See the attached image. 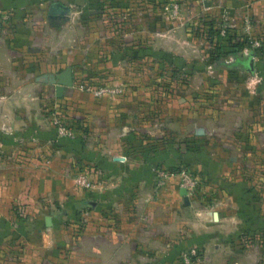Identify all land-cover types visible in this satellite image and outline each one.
<instances>
[{"label":"crops","instance_id":"0c3cea01","mask_svg":"<svg viewBox=\"0 0 264 264\" xmlns=\"http://www.w3.org/2000/svg\"><path fill=\"white\" fill-rule=\"evenodd\" d=\"M52 2L70 9L76 5L82 11L85 4V0H0V264H50L46 245L52 236L44 233L51 230L46 228V215L35 209L24 219L18 218L21 214L16 211H31L29 208L37 199L71 198L78 203L95 201L94 207L81 212L82 216H89L100 207L115 204L111 198L119 193H125V234L83 235L98 244L85 264H109L112 242L122 244L120 248L128 246L127 259L139 260L145 255L175 259L183 248L195 244L203 246V253L212 259L225 257L227 246L238 241L243 230L264 225L256 222V211L260 208L264 212V202L260 206L254 203V189L243 166L257 161L255 140L258 126L264 131V112L257 117L252 105L237 108L232 131L227 128L226 110L209 113L220 125L212 132L203 126L202 133L191 134V149L180 160L171 140L164 141L169 142L165 144L169 153L162 151L161 141L166 137L161 135V129H154L156 123L143 120L135 128L140 133L135 131L133 136L131 129L125 131L123 152L120 140L127 126L125 92L96 96L78 90L73 72V87L65 89L62 102L67 115L78 120L85 133L80 132L73 140L59 137L44 111L47 102L55 98V89L43 76L58 74L67 65L59 55L49 59L42 54L48 49L45 46L49 47V32L67 20L48 21ZM94 12L99 11L91 9L88 13ZM246 54L240 52L236 61L243 64ZM255 60L254 57V65ZM255 77L261 78L257 74ZM69 108H73L72 115L68 114ZM122 156L125 159L118 158ZM184 161L198 173L205 194L201 201L182 193L177 177L169 178L163 188L156 189V171ZM260 162L264 163V158ZM80 164L93 166L102 181L95 180L90 189L76 188L73 176ZM119 179L125 180V189L115 185ZM145 214L151 219L148 230L140 219ZM55 225L52 220V228ZM167 228H176V236ZM64 234L63 230L57 235L63 244ZM147 240L153 242L152 250L143 247ZM59 264H66L65 260Z\"/></svg>","mask_w":264,"mask_h":264},{"label":"rangeland","instance_id":"374dc122","mask_svg":"<svg viewBox=\"0 0 264 264\" xmlns=\"http://www.w3.org/2000/svg\"><path fill=\"white\" fill-rule=\"evenodd\" d=\"M102 3L105 12H94V15L82 14L81 7L73 6L69 19L49 32V47L44 45L48 49L42 55L49 59L59 55L64 65L71 66L78 90L92 92L108 88L125 92L127 126L120 140L123 152L125 131L131 129L134 136L135 128H139L143 120L156 123L154 129H161V135L166 137L161 141L162 151L169 153L165 145L169 142L164 141L171 140L172 149H177L180 160L191 149V134L202 133L203 126L212 132L220 125L209 113L226 110L227 128L232 131L237 108L252 105L257 117L264 112V0H112L107 5ZM224 29L226 32L231 29L232 41L242 47L238 45L234 55L228 56L223 47H219L227 36L221 33ZM256 48L261 53L255 52L254 72L250 73L236 60L240 52L248 53ZM256 74L261 78L257 79ZM250 93L252 98H249ZM69 110L68 114L72 115L73 108ZM248 114L250 111L246 115L250 121ZM258 128L257 161L243 163V166L254 189V203L260 206L264 202V163L260 162L264 158V131ZM150 131L153 132L152 127ZM118 158L125 159V156ZM95 180L102 181L99 177ZM114 183H118L119 189H125V180ZM111 199L115 204L100 207L89 216L81 215L88 205L71 198L37 199L29 208L31 211L16 212L21 214L18 218L25 215L24 219H28L26 216L36 209L55 221V227L46 226L51 230L44 232L52 236L46 245L51 254L50 264L64 260L66 264H85L97 251L98 244L83 235L91 232L125 234V193ZM256 213L257 224L264 223V212L258 208ZM140 219L148 230L149 215H141ZM167 229L174 235L176 228ZM63 230L64 244L57 239ZM110 245L114 250L109 264H186L182 258L161 259L155 255L127 259L128 246L120 248L122 244L115 242ZM152 246L150 240L143 245L149 250ZM227 247L229 251L220 259L206 256L200 244L183 248L182 254L194 251L189 255L188 264H264V225L255 230H243L238 241H231Z\"/></svg>","mask_w":264,"mask_h":264},{"label":"trees","instance_id":"16d2710c","mask_svg":"<svg viewBox=\"0 0 264 264\" xmlns=\"http://www.w3.org/2000/svg\"><path fill=\"white\" fill-rule=\"evenodd\" d=\"M102 2H104L107 5V3L112 2V0L111 1H109V0H102V1L101 0H85V4L83 5V14L88 13L89 10H91V9L97 10V11H99L98 13L101 12L103 14L105 12V10H102V9L105 7L102 5L103 4ZM111 16H113V15L111 14ZM229 30H231V29H228V31L226 32V29H224V33H226L225 35H227V36H226V38L224 37L225 39L223 41H221V44H223V45L219 46V47H223V49L225 50L224 52L228 56L234 55L235 52L238 50L237 49L238 45L240 47L239 43L232 41V39H234V38L229 33L230 32ZM224 47H226V48H224ZM240 48H242V47H240ZM262 49H264V48H262ZM253 51H254V54H255V52L261 53V50L257 49V48H256V50H253ZM262 54L264 55V52ZM54 105H56L57 110L54 108L55 107ZM66 110H67V108H66L65 104L62 102V98H53L52 100H49L47 102V104L44 106L45 114L48 117H50L51 122L53 123L52 115L55 114L59 120H61L63 123H66L67 125H69L70 127H72L76 131V137L74 138V139H76L79 137L80 132L85 133V128L83 127V125H81V123H79L78 120H76L73 117H69L66 113ZM54 127H55V125H54ZM55 129H56V127H55ZM62 138H64V137H62ZM70 140H73V139H70ZM161 169L167 170L168 172H170L172 174H177V173L181 172L182 170H187V171L191 172V174H193V175L198 174L194 170H191L187 164H178V165L172 166L170 168H165V169L161 168ZM88 170H91L92 174L95 176V179L98 178L96 175L97 174L96 169L93 166H89V165H85V164H82V165L80 164L79 167L77 168L76 172H74V175L79 173V172L88 171ZM95 179H94V181H95ZM204 196H205V194L203 192L202 184L200 181V186L196 190V192L193 193L192 197L201 201ZM90 207L91 206L88 205V208H90ZM41 228L43 229V228H45V226L42 225ZM178 258H179V260H180V258H182V253L179 255Z\"/></svg>","mask_w":264,"mask_h":264},{"label":"built area","instance_id":"2783aa9c","mask_svg":"<svg viewBox=\"0 0 264 264\" xmlns=\"http://www.w3.org/2000/svg\"><path fill=\"white\" fill-rule=\"evenodd\" d=\"M173 9L174 12H176L177 6L174 5ZM221 33L223 34L224 30H222ZM255 45H258V43L256 42ZM91 93L96 96L115 95L120 93V90L118 91L117 89L99 88L93 90ZM54 106V108L57 110L56 105ZM52 119L53 124L56 127L57 135L59 137H64L68 139H74L76 137V131L66 123H63L61 120H59L55 114L52 115ZM171 177H177L179 187L185 189L190 196H192L193 193L196 192V190L200 186L199 178L196 175L191 174V172L187 170H182L177 174H172L167 170L160 169L156 171V187L160 188L164 186ZM94 179L95 176L92 174L91 170L79 172L73 176L74 185L78 189L92 188L95 183ZM190 254H194V251L191 250L189 253L185 252L182 254V259L186 264H188L189 262Z\"/></svg>","mask_w":264,"mask_h":264},{"label":"water","instance_id":"95a60500","mask_svg":"<svg viewBox=\"0 0 264 264\" xmlns=\"http://www.w3.org/2000/svg\"><path fill=\"white\" fill-rule=\"evenodd\" d=\"M70 7L68 5L62 4L60 2H52L48 9L47 19L51 23H61L69 19ZM243 55V54H242ZM247 58L243 61V66L245 69L252 73L254 72V51L251 50L247 54ZM44 80L53 85L55 89V98H62L66 88L73 87L74 77L73 69L71 66H67L58 74H47L43 76ZM186 190L182 189V193ZM83 204L95 206L96 202L93 200L84 201ZM45 225L51 226L52 219L51 216H45Z\"/></svg>","mask_w":264,"mask_h":264}]
</instances>
